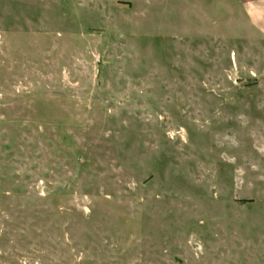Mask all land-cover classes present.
Returning a JSON list of instances; mask_svg holds the SVG:
<instances>
[{"label": "rangeland", "instance_id": "obj_1", "mask_svg": "<svg viewBox=\"0 0 264 264\" xmlns=\"http://www.w3.org/2000/svg\"><path fill=\"white\" fill-rule=\"evenodd\" d=\"M0 264H264L244 0H0Z\"/></svg>", "mask_w": 264, "mask_h": 264}, {"label": "crops", "instance_id": "obj_2", "mask_svg": "<svg viewBox=\"0 0 264 264\" xmlns=\"http://www.w3.org/2000/svg\"><path fill=\"white\" fill-rule=\"evenodd\" d=\"M249 22L264 34V0H244Z\"/></svg>", "mask_w": 264, "mask_h": 264}]
</instances>
